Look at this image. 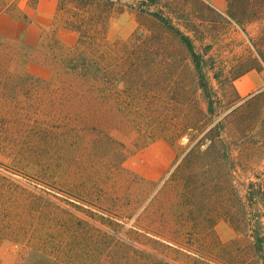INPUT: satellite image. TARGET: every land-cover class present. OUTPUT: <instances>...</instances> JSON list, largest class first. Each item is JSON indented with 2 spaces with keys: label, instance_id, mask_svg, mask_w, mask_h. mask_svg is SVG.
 Masks as SVG:
<instances>
[{
  "label": "rangeland",
  "instance_id": "rangeland-1",
  "mask_svg": "<svg viewBox=\"0 0 264 264\" xmlns=\"http://www.w3.org/2000/svg\"><path fill=\"white\" fill-rule=\"evenodd\" d=\"M9 1L0 0V198L21 210L28 229L55 237L47 247L55 263L237 264L244 259L237 244L227 247L237 235L222 207L209 194L195 202L180 174L172 172L188 141L168 136L175 135L167 123L182 112L179 106L169 108L171 115L160 107L176 95L179 102L201 99L199 92L190 87L183 93L182 74L174 77L163 69L158 89L147 83L144 90H152L143 97L138 90L124 99L122 85L114 82L108 98L71 99L55 60L74 46L77 33L59 35L63 14L55 28L31 26L26 9H3ZM159 5L176 21L189 13L196 49L213 57L208 74L216 88L214 74L223 81L258 33L257 25L244 29L203 9L198 0H159ZM137 26L135 12L124 10L109 22L103 40L118 48ZM252 73L258 88L264 87V71ZM16 75L45 83L36 94L35 83L20 86ZM15 83L17 89L10 88ZM222 84L228 92L229 85ZM114 117L117 131L100 122L115 124ZM58 227L66 230L57 232ZM33 247L40 248L23 237L3 239L0 264H39L38 252L29 259Z\"/></svg>",
  "mask_w": 264,
  "mask_h": 264
},
{
  "label": "trees",
  "instance_id": "trees-1",
  "mask_svg": "<svg viewBox=\"0 0 264 264\" xmlns=\"http://www.w3.org/2000/svg\"><path fill=\"white\" fill-rule=\"evenodd\" d=\"M32 1L35 4L36 0ZM199 4L215 12L203 2ZM151 6L155 9L150 10ZM124 10L135 12L138 26L115 48L105 43L103 35L112 18ZM62 14L63 27L77 33L74 46L55 60L59 72L67 77L71 99L108 98L107 88L114 82L122 85L124 99L138 90L143 97L147 83L158 89L163 69L174 77L182 74L183 93L190 87L199 92L201 99L179 102L176 95L160 107L164 115H171L169 108L179 106L182 112L167 123L175 135L168 136H186L188 141L172 172L180 174L185 193L194 196L195 202L209 194L218 209L222 207L224 218L237 235L227 247L237 244V255L244 256L237 264H264V87L241 97L233 83L249 70L264 71V24L250 37L251 50L228 72L237 70L233 77L227 74L221 81L222 77L214 74L219 82L216 88L208 74L214 67L213 57L196 49L195 35L189 34L194 29L186 19L188 12L186 18L174 16L176 21L162 10L159 0H58L55 24ZM16 79L20 86L35 83L36 94L45 83L38 77L16 75ZM223 82L229 85L228 92ZM16 84L10 88L17 89ZM114 119L115 124L111 119L100 122L112 131L118 129V117ZM1 200L0 242L23 237L40 247L27 251L30 260L38 252L39 264H56L47 250L55 237L47 235V230L28 229L27 220L20 217L21 210L13 202ZM58 228L57 232L66 230Z\"/></svg>",
  "mask_w": 264,
  "mask_h": 264
},
{
  "label": "crops",
  "instance_id": "crops-1",
  "mask_svg": "<svg viewBox=\"0 0 264 264\" xmlns=\"http://www.w3.org/2000/svg\"><path fill=\"white\" fill-rule=\"evenodd\" d=\"M199 1L209 6L218 14L226 16H228L227 14H230L233 17V21L244 29H248L249 26L257 25L259 32L260 26L264 24V0ZM57 4L58 0H36L35 4L32 0H10L3 9H6L10 5L18 6L24 10L26 9V15L31 19V26L40 25L43 28L49 26L55 28V26H57V24H55ZM62 29L60 28L58 31L61 36L64 34L73 35L76 33L75 31L65 27H62ZM252 70L245 72H249V74L242 78H240L242 75L238 76L237 78L239 79L237 82L233 81L234 86L241 97L248 96L262 88H258L259 81L257 76L252 73Z\"/></svg>",
  "mask_w": 264,
  "mask_h": 264
}]
</instances>
